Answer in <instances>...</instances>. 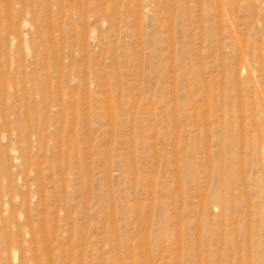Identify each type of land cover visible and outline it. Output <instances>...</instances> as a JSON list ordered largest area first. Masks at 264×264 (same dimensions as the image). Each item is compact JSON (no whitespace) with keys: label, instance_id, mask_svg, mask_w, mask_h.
<instances>
[{"label":"rangeland","instance_id":"1","mask_svg":"<svg viewBox=\"0 0 264 264\" xmlns=\"http://www.w3.org/2000/svg\"><path fill=\"white\" fill-rule=\"evenodd\" d=\"M0 264H264V0H0Z\"/></svg>","mask_w":264,"mask_h":264}]
</instances>
